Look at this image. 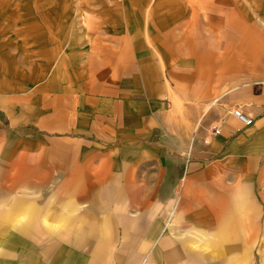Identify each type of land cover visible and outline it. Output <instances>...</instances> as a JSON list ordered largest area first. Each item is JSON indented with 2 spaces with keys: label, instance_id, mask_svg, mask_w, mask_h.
<instances>
[{
  "label": "crops",
  "instance_id": "0c3cea01",
  "mask_svg": "<svg viewBox=\"0 0 264 264\" xmlns=\"http://www.w3.org/2000/svg\"><path fill=\"white\" fill-rule=\"evenodd\" d=\"M67 1L0 77V264L264 253V9Z\"/></svg>",
  "mask_w": 264,
  "mask_h": 264
},
{
  "label": "rangeland",
  "instance_id": "374dc122",
  "mask_svg": "<svg viewBox=\"0 0 264 264\" xmlns=\"http://www.w3.org/2000/svg\"><path fill=\"white\" fill-rule=\"evenodd\" d=\"M67 0H0V77L10 74V66L4 65L9 59H16V63H22L24 50L22 47L25 36H38L39 29H43L47 40L53 42L54 37L59 39L58 34H53V12L59 10V6ZM239 6L241 1L237 0ZM69 6L72 2L67 1ZM251 4V1H250ZM254 11L258 13L264 9V0H253ZM259 17L261 15H257ZM255 17V18H256ZM254 19V18H253ZM28 28L22 31V26ZM65 41L70 39L72 34H61ZM67 50L57 51L52 55V66L58 64L60 59L66 57ZM35 63H42L38 58ZM42 65L35 69L41 71ZM43 70V69H42ZM42 72V71H41ZM44 72V71H43ZM239 264H264V253H239Z\"/></svg>",
  "mask_w": 264,
  "mask_h": 264
},
{
  "label": "built area",
  "instance_id": "2783aa9c",
  "mask_svg": "<svg viewBox=\"0 0 264 264\" xmlns=\"http://www.w3.org/2000/svg\"><path fill=\"white\" fill-rule=\"evenodd\" d=\"M232 115L237 118L241 123H243L244 126H249L252 124V119L246 115H244L243 113L240 112L239 109H234L232 111ZM214 134H218L219 130L218 129H214L213 130Z\"/></svg>",
  "mask_w": 264,
  "mask_h": 264
}]
</instances>
